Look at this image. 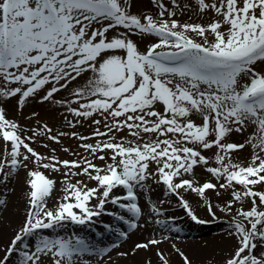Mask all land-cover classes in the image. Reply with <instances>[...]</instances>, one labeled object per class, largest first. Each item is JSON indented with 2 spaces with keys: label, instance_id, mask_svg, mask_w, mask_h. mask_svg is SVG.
Here are the masks:
<instances>
[{
  "label": "snow or ice",
  "instance_id": "1",
  "mask_svg": "<svg viewBox=\"0 0 264 264\" xmlns=\"http://www.w3.org/2000/svg\"><path fill=\"white\" fill-rule=\"evenodd\" d=\"M132 6L131 0H0V98L18 97L21 108L30 97L55 103L58 91L90 73L85 87L69 93L79 106L67 111L75 114L74 124L96 114L92 123L97 129L90 135L100 137L82 145L89 158L62 159L56 148L44 155L29 142L35 134L27 135L0 106V178L7 183L23 168L27 190L26 214L9 242L0 246V264H40L42 254L50 255V264H77L85 253H107V247L97 249L78 235L49 237L36 230L59 227L66 220L85 223L107 199L120 203L121 197L111 195L116 186L126 189L122 198L127 202L120 207L130 214L120 219L138 228L142 209L135 189L149 177L177 196L186 188L206 200L207 189L230 188V198L220 206L225 212L240 206L231 221L234 243L222 264H264V0H197L198 9L209 15L207 23L182 22L162 2L155 15L133 12ZM109 30L115 33L110 38ZM130 33L157 39L142 49ZM121 129L131 131L133 138L121 135L117 141ZM234 130H248L243 143L229 140ZM36 131L60 141L47 124ZM246 145L251 153L245 163L232 153ZM213 148V157L204 154ZM97 159L106 163H94ZM197 165L207 166L222 182L185 178ZM41 166L83 173L96 183L90 187L65 176V196L48 207L54 180ZM180 202L193 220L199 219L183 196ZM208 211L215 214L210 202ZM28 235L36 236L35 245H20ZM157 243L155 237L142 240L132 251ZM172 247L183 264H191ZM13 255L18 261H12ZM155 255L160 264H169L159 248Z\"/></svg>",
  "mask_w": 264,
  "mask_h": 264
},
{
  "label": "rangeland",
  "instance_id": "2",
  "mask_svg": "<svg viewBox=\"0 0 264 264\" xmlns=\"http://www.w3.org/2000/svg\"><path fill=\"white\" fill-rule=\"evenodd\" d=\"M132 2V9L131 11L136 13H146V12H152L154 15L158 14L159 12V4L162 2L169 10H172L176 13L175 17L176 19L182 21V22H191V23H207L209 22V15L207 12H201L197 7V0H177L176 4L174 5L172 0H131ZM186 5H191V7H186ZM121 31L123 29L121 28ZM115 34L112 30H109V38L111 35ZM132 38L139 43V46L142 49H146V46L148 43L154 42L155 39H157L155 36L150 34H131ZM91 74H82L80 77H78L74 82H70L69 86L67 87V90H60L57 94H55V100L57 102H53V100H48L47 102H42L39 100V97L35 98H28L26 100L25 105L23 108L19 107L17 104V98H0V106H3L5 109V112L7 113L9 118H14L20 122L21 125L24 126V131L27 135L35 134L36 139L29 141L34 148L37 149L41 154L44 155H50L51 149L56 148V155L59 156L62 159H78L81 155L85 156L86 158H89L87 156V152L83 149L82 145L84 143H92L96 139L100 137H93L90 135L91 132L95 131L97 129V125L92 123V119L96 118V114H93V117L91 119L84 118L82 120L81 124H74L70 123V121L73 120L74 115L72 113H69L67 111V108L69 106L72 107H78L79 105L72 101L71 96L69 95L70 92L74 93V89L76 87H85L87 85V80ZM60 100H67L68 104L61 105L58 103ZM32 112H36L37 115L33 117L31 115ZM76 119H80L79 117H76ZM197 122H199V118H197ZM44 124H47L49 128L51 129V134H59L60 135V141H52L50 139V136L47 132L41 133L37 132L36 129L40 128L43 129ZM103 131V128L100 129ZM76 132L77 136L73 137L71 135L72 132ZM125 136L128 139H132L131 131L127 129H121L119 133L116 134V138L118 141L119 136ZM248 130H245L244 133L236 132L235 130L230 134L229 140L243 143V141L247 138ZM80 136H84L87 139L81 140ZM45 145H48L46 147ZM65 148L70 149L69 151H66ZM214 148L210 150H204V154L206 156H209L210 158L214 156ZM251 153V147L249 145H246L244 149L242 150H236L233 151L232 155L239 159L241 162H247V160L250 158ZM3 145L0 143V159H3ZM94 163L104 164L106 161H101L97 159L96 161H93ZM209 164L212 166H217L214 159L209 160ZM29 167H35V161L29 163ZM156 165L151 168L150 165V171L152 170L153 173H155ZM41 171L45 173L50 179L54 180V185L51 190V193L46 199L47 203L48 201H51L54 192H55V183L57 180L64 179L65 176L68 177L70 181L73 183L78 180H85L88 183V186H91V183L93 186L95 185L94 180H90L87 175L80 173L79 175H71L69 173L68 169H65L63 173L60 171H54L52 169H45L41 166ZM78 171V170H76ZM22 175L25 177L26 172L23 168L19 169V175L17 176L15 173L12 174L10 180L5 183L2 178H0V217L2 215L5 216V212L7 213L8 210H11L9 212L8 216L5 218L4 223L8 224V221H11V223L16 224L18 226L21 224V221L26 213H24L23 209L24 204L26 205V197H27V190L26 186L23 185L22 182ZM158 175V174H157ZM184 177L187 179H194L198 183H203L207 180H212L214 183H221L222 181H217L216 178L207 170V166L205 165H197L194 167L193 172L185 173ZM65 180V179H64ZM136 193H137V200L140 204V207L142 209V213L140 217L136 218L137 222L139 224L138 228H135L137 231V235L135 238V244L139 243L142 240L151 239L152 237H155L156 239L159 238L160 234V226L159 225H151L149 222V216L155 213V210L153 206H155L156 209H160L163 212L159 214L157 217H162L166 220L167 224L170 223H178L179 230L181 234L184 236V233L190 232L191 235L193 234V230L197 233H200L201 236L209 237L207 235H210L211 233H216L217 235H220L221 237H224L227 241H230V245L228 247V252H230L232 245L234 243V236H235V230L231 226V221L229 220V217H224V219L216 220L214 218L215 214L217 212H220L222 214H225V211L220 206L222 204H226L227 200L230 198V192L231 189H221L219 192L214 189H209V192L206 191L207 200L205 197H201L198 193L184 189V199H186L191 207L192 212L199 218L198 220H193L191 216L188 215L187 210L183 207V204L180 202V196H177L175 193H170L166 186H164L161 182H158V180L149 177L146 182H143V187H140L137 185L136 187ZM117 193L123 194L126 189L123 187L116 188ZM209 195L214 196V199L210 200ZM217 199L219 209H217V206L215 205V200ZM126 201L124 199H120V203ZM97 202L96 197L92 198L91 204H95ZM141 202V203H140ZM211 203L213 206V213L208 211V203ZM23 204V205H22ZM160 204V205H159ZM105 210H99L98 212H102L100 214L93 215V218H101L102 216L108 217L109 214L118 217L120 213L122 212L121 208L119 207V204H112L111 206L103 205L102 207ZM240 205L237 203L233 206L232 212H226L229 216L233 218V215L236 211V208ZM249 205L247 203L244 204V207H248ZM164 208H166L164 210ZM18 211V212H17ZM105 215H104V214ZM182 221L179 220V218H183ZM2 218V217H1ZM71 221V220H70ZM64 222V221H63ZM62 222V223H63ZM67 222V221H65ZM76 224H81L79 222H76ZM75 222L72 221V223L69 222V224H64V229L59 232V234H56L55 232L51 233V227L48 228H41L36 230L37 235L43 234L47 235L49 237H68L71 235L72 232H76L78 228L81 227V229L84 226L76 225ZM187 224V226H186ZM9 225V224H8ZM10 226V225H9ZM122 227H124L122 225ZM109 230H111V227H108ZM133 229V230H135ZM132 230V231H133ZM217 230H219L217 232ZM81 231V230H80ZM82 231H84L82 229ZM81 231V233H82ZM129 231V230H127ZM131 231V232H132ZM134 232V231H133ZM232 235H229V234ZM14 234V231H10L7 235L8 242L10 240L11 235ZM178 238H184V237H178ZM204 238V237H203ZM114 241H112L113 243ZM6 242H0V246L4 245ZM36 243V236L28 235L23 240L19 242L20 245H28V246H34ZM229 254V253H228ZM44 254L41 255L40 264H50L44 259ZM223 260V259H222ZM12 261H18V257L16 255H13ZM11 264V261H10Z\"/></svg>",
  "mask_w": 264,
  "mask_h": 264
},
{
  "label": "bare ground",
  "instance_id": "3",
  "mask_svg": "<svg viewBox=\"0 0 264 264\" xmlns=\"http://www.w3.org/2000/svg\"><path fill=\"white\" fill-rule=\"evenodd\" d=\"M153 166H155V162H152L151 168H153ZM24 178L25 177L22 175L23 185H25ZM79 181L85 184L88 183L85 180ZM91 186H93L92 183ZM118 187L122 188L123 186H116L112 190L111 195H116L117 197L122 198L123 194H119L116 191V188ZM65 188L66 181L64 179L56 181L54 187V196L51 201H48V207H54L55 205L61 202L62 198L66 194L64 192ZM206 191L209 192V189H207ZM181 194V196H183L184 198V189L181 190ZM48 197L46 199H48ZM209 197L210 200L214 199V196L212 195H209ZM124 202L127 201H123L121 203ZM106 204L108 206H111L112 204H119L120 207V203H115L111 199H107L104 205ZM215 205L217 206V209H219L217 199L215 200ZM23 207V209H25L26 205L24 204ZM106 207L107 206H105L104 208L102 207V210H105ZM120 208L122 212L120 213V215H118L117 218L116 216L109 214L108 217H91L88 221L83 224H76L75 222L76 225L84 226L82 228L84 231H82L80 227L76 230V232L71 231V235L74 234L85 238L92 245H95L97 249L102 247H107L108 249L107 253H104L102 255H93L92 253H85L79 258L77 264H85V262H87V264H97V261H99V264H148V261H151V264H160L158 257L155 255L156 248H159L162 252L165 253L166 257L169 260V264H183V258L180 257L176 250L172 247L173 244L176 245L177 248H179L189 257V259L191 260V264H222V259H225L229 255L228 247L230 245V241H227L224 237H221L216 233H211L210 235H207L209 237L201 236L200 233H197L194 230L192 235L190 232H186L183 236L181 232L177 230V228H179L178 223L174 222L168 225L165 219H163L162 217H157L161 212H163L159 208V214L155 211L154 214L149 216L150 224L159 225L161 228L159 238L157 239L159 243H157L156 245H150L148 249H138L135 253H133L132 248L135 246L134 241L137 235V231L136 229L133 230V228L128 225L126 220L120 219L121 215H130L125 209H123L122 207ZM165 209L166 208H164V210ZM9 212H11V210H8L7 213L5 212V216L2 215V218L0 217L1 244L2 242H8L7 235L10 231L13 232L16 229H12L13 226L17 227V225L11 223V221H8V224L10 226L4 223L5 218L8 216ZM24 213H26L25 210ZM100 213L102 212H98L97 214ZM224 217H229V220L232 221V217L229 216L226 212L225 214L217 212V214H215L214 216L216 220L221 221L224 219ZM182 219H184V217L179 218V220L181 221ZM66 221L67 222L62 221L63 223L61 222L59 227H57L56 225L51 226V233L55 232L56 234H59V232H61L65 228L64 224H69V222L72 223V221L70 220ZM157 221H159V223H157ZM122 225L124 227H122ZM108 227H111V230H109ZM80 230L82 231V233ZM218 231L219 230H217V232ZM125 232L127 233V235H122V233ZM161 236H163L164 239L161 240ZM179 236L184 238H178ZM112 241L114 242L112 243ZM124 253H127V255H124ZM43 257L48 263H50V255H44Z\"/></svg>",
  "mask_w": 264,
  "mask_h": 264
}]
</instances>
